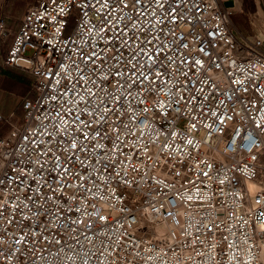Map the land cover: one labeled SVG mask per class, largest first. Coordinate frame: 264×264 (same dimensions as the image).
<instances>
[{
  "label": "built area",
  "instance_id": "built-area-1",
  "mask_svg": "<svg viewBox=\"0 0 264 264\" xmlns=\"http://www.w3.org/2000/svg\"><path fill=\"white\" fill-rule=\"evenodd\" d=\"M127 3L124 13L135 17L132 0ZM170 3L179 14L175 23L164 15L168 4L162 9L152 0L151 9L140 17L142 28L135 33V44L153 54L162 50L157 66L163 61L172 70L185 61L180 67L188 76L173 72L162 77L171 82L162 85L159 94L143 92L144 104L124 101L121 106L109 99L115 110L104 130L115 137L113 122L123 120L135 135L122 128V151H113V141L107 137L84 140L77 132V143L82 142L85 151H72L84 166L74 156L62 182H57L58 172L51 170L53 160L47 157L45 168L37 172L33 149L40 141L45 142L40 147L46 148L51 140V146L61 151L49 155L67 160L70 153L63 149L71 137L56 131L54 125L63 123L57 113L70 120L69 106H85L64 103L72 96L60 95L68 83L63 77L76 75L72 61L81 50L90 52L88 45L95 44L99 51L113 33L100 39L99 5L93 8L89 0H35L24 10L3 62L32 75L33 95L22 100L16 122L11 120L13 114H0V122L9 125L0 137V264H264L260 248L264 242V48L260 40L250 43L236 37L231 10L218 0ZM72 13L74 25L67 32ZM119 14L113 12L111 18ZM157 19L162 22L156 23ZM8 32L0 19V42ZM132 35L129 28L125 38ZM114 44L127 60L130 49L119 40ZM28 50L33 51L31 56H25ZM165 54L177 63L169 65ZM196 59L203 67L187 63ZM105 83L108 91L115 90L113 78ZM100 84L97 79L92 87L104 97ZM180 95H194L196 100L185 107L183 101L175 102ZM157 100L167 105L166 116L153 107ZM213 111L217 116H212ZM218 117H225V123L219 124ZM84 131L92 133L91 128ZM189 139L192 144L186 143ZM57 141L62 142L57 145ZM33 176L41 185L53 184L56 191L41 187L37 196ZM61 183L73 187L61 193ZM79 184L84 187L77 190L74 186ZM47 196L53 199L45 200Z\"/></svg>",
  "mask_w": 264,
  "mask_h": 264
},
{
  "label": "snow or ice",
  "instance_id": "snow-or-ice-1",
  "mask_svg": "<svg viewBox=\"0 0 264 264\" xmlns=\"http://www.w3.org/2000/svg\"><path fill=\"white\" fill-rule=\"evenodd\" d=\"M151 2L152 0H147V2L146 0H132L131 8L136 14L135 17H133L130 13H124V9L129 7L127 0H94V2L89 0V3L93 8H96V5H99L97 15L101 17V20L97 32L100 39H104V36L109 32H112L113 36L108 37L105 47L99 49V51L95 50L97 47L95 44L88 45V47L92 49L90 52L81 50L78 55V59L72 61L73 65H75L72 71L76 72V75L71 76V73H66L63 77V79L68 80V83L65 85V91L60 95L65 96L71 94L72 96V99L67 100L64 103L69 105H84L85 107L77 109L69 106L66 109V114L71 117L70 120H65L61 113H57V115L60 116V121L63 123L58 121L54 127H56L57 132L71 137L70 143L65 144V148L63 149V151L69 152L70 155L65 161H61V157L59 155L50 156V153L54 154L55 152L61 151V149L59 147L54 149L51 146V140L48 141V147L42 148L40 145L45 142L40 141V143L36 144L33 149L37 159L32 162V164L33 167L36 168L37 172H40L45 168V164L48 163V160H53L51 170L58 172L57 182H62L64 177L71 171L67 165L69 163L74 164L75 160H80V157L72 150L75 149L79 152L85 151V145L82 142L79 144L77 143L79 140V137L76 135L77 132L83 134L84 140H92L97 137L104 139L107 137L113 141V151H122L120 148V144L123 143V141L120 140L121 129H126L131 135H135V133L131 131L128 124L124 123L123 120H120L119 123L113 122L112 130L116 133L115 137L109 136L108 132L104 130L103 125L109 122V114L115 110L114 106L108 103V100L111 99L112 101H115L116 104H120L121 106H123L124 101H127L129 104L133 101H137L139 104H144L145 98L142 95L143 92H157V94H159L160 91H163L161 86L171 82L167 79H161L162 77H165L166 75L170 77L173 72H181V74L185 77L188 76V72H182L180 67V65H183L185 61H179L177 67L172 70L165 67L163 61H159V66H157V61L162 54V50H157L153 54L151 53V50L141 47L139 44H135L136 39H138L135 33L139 32L142 28V25H140V17L151 9ZM181 2H184V0H181ZM165 3L168 4V7L164 9V15L171 17L169 20L170 23H175L176 15L179 14L176 12V8L170 3V0H155V4L162 9L164 8ZM85 7H87V5H85ZM116 11L121 14L111 18L112 13ZM153 14L155 15V13ZM180 18L183 19L182 16ZM122 21L124 22L123 28L120 27V23ZM161 22V19L156 20V23ZM138 25H140V27H138ZM129 28L133 30V35L130 38H125L127 37ZM150 31L151 29H149V32ZM129 39L132 40V44H129ZM115 40H119L121 46L130 49L131 55L127 60L123 59L124 54L120 51V47L115 46ZM144 43L150 44L151 41H145ZM184 47H187V45H184ZM109 52H112L113 54L107 55ZM201 52H204L203 48H201ZM141 57H144V59ZM164 58L169 62V65L177 63L172 56L165 54ZM112 61H115L116 63L112 64ZM149 61H151V63H149ZM187 63H191L193 66L199 65L203 67V63L199 59L187 61ZM216 67H219V65H216ZM162 68L164 71H161ZM228 75L230 76L231 73H228ZM110 77L115 80L116 88L114 91H108L105 83V81H108ZM97 79L101 81V84L98 87L100 92L105 93L104 97L99 96L92 87V85L96 84ZM158 82L160 86H158ZM57 83H59V81H57ZM185 83H188V81ZM232 83H237V81L233 80ZM240 83L243 82L241 81ZM130 89H133L135 94H133V91H130ZM121 90H123L122 95H117L116 93L121 92ZM81 91H83L85 95H80ZM178 91H181V89H178ZM200 91H203V89H200ZM128 97H132V100H128ZM205 99H207V97H205ZM194 100H196L194 95L188 98L180 95L175 102L179 104L183 101L185 107H187ZM153 107L160 110V114L162 116L167 115V105L163 101L157 100ZM140 111L147 112L148 109L142 108ZM176 111H180V109L177 108ZM85 115L93 119H82ZM212 116H217V113L213 111ZM226 118L231 119L230 116H227ZM218 120L219 124L225 123V117H218ZM93 121H95L96 124L95 128H92ZM140 123L143 126L144 121H140ZM192 127L195 128L196 125L193 124ZM207 127L210 128L211 125H207ZM89 128L92 129L91 135L84 131ZM47 135L49 137H53L54 133H48ZM171 135L175 134L172 133ZM60 142L62 141H57V145H59ZM186 143L192 144L193 142L189 139ZM93 147L102 148L103 145H94ZM165 147H168V145L166 144ZM74 156L75 160L73 159ZM45 157H47L48 160H45ZM80 164L83 167L84 160H80ZM104 167L107 168L108 165L105 164ZM77 175L79 176V173H77ZM116 175L119 176L120 174L117 172ZM203 175L207 176L208 173L205 172ZM26 178L27 177H25V179ZM80 178L83 179V177ZM89 178H91V175H89ZM32 179L37 180V177L33 176ZM124 182L128 183L127 181ZM21 183H23V181H21ZM93 183L95 182L93 181ZM192 183L194 184L195 182L193 181ZM45 186H47L52 192L56 191L53 184L46 182L44 185H41L37 180V196L40 195V188ZM65 187H73V185H65L61 183V193H63ZM74 187L79 190V188L84 187V185L79 184ZM27 190L31 191L30 185ZM85 191H91V189L86 188ZM27 199H32V197L29 196ZM48 199H53V197H45V200ZM73 199H75V196ZM189 199H191V197H189ZM16 207H18V205ZM76 210L80 211L78 205ZM2 214L3 211L0 209V216H2ZM100 219L106 220L107 218L101 216ZM9 223H11V221H9ZM73 223H82V221H75ZM43 239L47 238L43 237ZM16 243H21V240H17ZM49 243H51V241H49ZM57 243H59V241H57Z\"/></svg>",
  "mask_w": 264,
  "mask_h": 264
},
{
  "label": "crops",
  "instance_id": "crops-1",
  "mask_svg": "<svg viewBox=\"0 0 264 264\" xmlns=\"http://www.w3.org/2000/svg\"><path fill=\"white\" fill-rule=\"evenodd\" d=\"M34 1L35 0H0V19H3L5 27L9 31L7 36L0 42V114L5 117L13 113V101L17 100L15 99L16 96L17 98H20V95L24 90L22 78H26L27 74L19 68L6 66L3 61L6 51L19 29L20 19L24 10ZM218 1L223 8L231 10V16L234 14L236 20H241L244 17H250L254 20L262 22L261 24H258L259 26L256 31L252 28L244 31L239 26H234V23H232V26L236 37L240 41L251 43L255 40H260L264 48V0ZM226 4H228L227 7H225ZM241 5L243 6L242 8L240 7ZM245 5L249 7L248 11H246ZM19 77H21L20 83L16 84L14 79ZM11 81L15 82L12 84Z\"/></svg>",
  "mask_w": 264,
  "mask_h": 264
},
{
  "label": "rangeland",
  "instance_id": "rangeland-1",
  "mask_svg": "<svg viewBox=\"0 0 264 264\" xmlns=\"http://www.w3.org/2000/svg\"><path fill=\"white\" fill-rule=\"evenodd\" d=\"M228 6V4H226L225 5V7H227ZM241 8L243 7L242 5L240 6ZM245 7H246V11H248V9H249V7L247 6V5H245ZM233 12H234V10H233ZM73 14V17H72V19L70 20V22H69V24H68V27H67V32H69L72 28H73V25H74V22H73V18H74V13H72ZM232 18V21H231V23H234V26H236V27H240L241 29H243L244 31H246V29L248 30L249 28H252L253 30H257V28H258V24H261L262 22H259V21H257V20H254V19H252V18H248V17H244V18H242L241 20H236V18H235V15L234 14H232V16H231ZM264 23V22H263ZM33 54V51L32 50H28L27 52H26V54H25V56H31ZM27 72V71H26ZM24 84H25V87H26V90H27V92H29L30 93V91H32L33 90V83H32V76H31V74L29 73V72H27V75H26V79H25V82H24ZM15 99H17L16 101H13V104H12V114L14 115L15 113L17 114V111L15 112V110L17 109V107H18V105H19V99L20 98H17V96L15 97ZM20 117V116H19ZM18 117V118H19ZM18 118H16V121H17V119ZM12 120V119H11ZM13 121V120H12ZM16 121H13V122H16ZM0 123H2V122H0ZM6 124V123H5ZM9 130V125L8 124H6V131H3L2 133V135L1 136H3L7 131Z\"/></svg>",
  "mask_w": 264,
  "mask_h": 264
},
{
  "label": "trees",
  "instance_id": "trees-1",
  "mask_svg": "<svg viewBox=\"0 0 264 264\" xmlns=\"http://www.w3.org/2000/svg\"><path fill=\"white\" fill-rule=\"evenodd\" d=\"M25 73L27 74V72L25 71ZM32 76V75H31ZM23 80V86H24V90L22 91V93H21V95H20V99H19V105H18V107H17V109L15 110V112L17 111V114L15 113L14 115H13V118H12V120L13 121H16V118H18L21 114H22V105H21V102H22V100L25 98V97H28V96H32L33 95V90L32 91H30V93L29 92H27V90H26V87H25V84H24V82H25V77H23L22 78ZM15 81H11L12 82V84H13V82H15L16 84H18V83H20V80H21V77H19V78H17V79H14ZM32 83H33V77H32ZM3 131H6V124L4 123V122H2V123H0V137H1V135L3 134L2 132Z\"/></svg>",
  "mask_w": 264,
  "mask_h": 264
},
{
  "label": "bare ground",
  "instance_id": "bare-ground-1",
  "mask_svg": "<svg viewBox=\"0 0 264 264\" xmlns=\"http://www.w3.org/2000/svg\"><path fill=\"white\" fill-rule=\"evenodd\" d=\"M253 188H254V186L251 184L250 185V190H253ZM263 228H264V226H263ZM260 248H261L262 258H263V261H264V242H262Z\"/></svg>",
  "mask_w": 264,
  "mask_h": 264
}]
</instances>
